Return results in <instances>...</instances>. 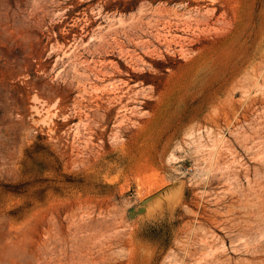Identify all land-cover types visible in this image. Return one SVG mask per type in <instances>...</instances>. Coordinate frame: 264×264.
<instances>
[{
    "label": "rangeland",
    "instance_id": "rangeland-1",
    "mask_svg": "<svg viewBox=\"0 0 264 264\" xmlns=\"http://www.w3.org/2000/svg\"><path fill=\"white\" fill-rule=\"evenodd\" d=\"M0 264H264V0H0Z\"/></svg>",
    "mask_w": 264,
    "mask_h": 264
},
{
    "label": "water",
    "instance_id": "water-1",
    "mask_svg": "<svg viewBox=\"0 0 264 264\" xmlns=\"http://www.w3.org/2000/svg\"><path fill=\"white\" fill-rule=\"evenodd\" d=\"M180 188H181V185L179 183H175L174 185L165 188L159 193L144 200L141 203L138 210H135V209L129 210V216L134 217L137 215H144L149 208L159 204L162 201H165L166 198L171 199V200L177 199L180 193Z\"/></svg>",
    "mask_w": 264,
    "mask_h": 264
}]
</instances>
